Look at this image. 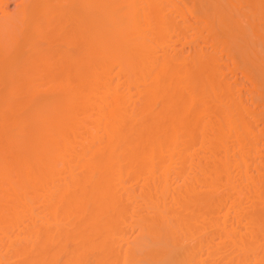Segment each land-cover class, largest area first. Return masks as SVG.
Here are the masks:
<instances>
[{
    "label": "bare ground",
    "instance_id": "6f19581e",
    "mask_svg": "<svg viewBox=\"0 0 264 264\" xmlns=\"http://www.w3.org/2000/svg\"><path fill=\"white\" fill-rule=\"evenodd\" d=\"M8 3L0 264H264V0Z\"/></svg>",
    "mask_w": 264,
    "mask_h": 264
},
{
    "label": "rangeland",
    "instance_id": "374dc122",
    "mask_svg": "<svg viewBox=\"0 0 264 264\" xmlns=\"http://www.w3.org/2000/svg\"><path fill=\"white\" fill-rule=\"evenodd\" d=\"M16 1H18V0H15V1L9 0V3L7 4V6H5V9L8 8V9H6L8 12L14 11L15 6H16ZM200 43H202V42H200ZM202 44H203L202 46H204L205 42ZM204 48H207L209 50V47H207V46H204ZM187 50L188 49H186V51ZM186 51H185V53H186ZM187 54H189L188 51H187ZM218 54H219L218 57H215V62H217V64H218L215 67H216V69H218V71L217 70H215V71L217 73L218 78L221 79L220 82H222L224 79L226 80V82L230 81L228 83L233 86L232 94L234 92V94H237V95L240 94L243 97V99H242L241 96L235 95L236 96L235 98H238V100H240L238 102H240L241 104L242 103L244 104V105L242 104L241 106H243V108H245V110H246V111L244 110V112L246 113V116H248L247 121H248V118L250 119V117H251V119H250L251 122H248V124L251 123V126L250 125L249 126H250V129L252 131H251V135H249V137H250V142L254 148V151H252L253 153L251 152L252 156L250 155L251 159L253 161L252 166H249V170H250V172H252L253 169L251 170L250 168L251 167L255 168V165L257 163L259 164L260 161H261L262 165H264V119H262L264 117H262V115L261 116L259 115L260 114L259 112L261 110H264V109H262V108H264V106H262V104L258 103V101L255 97L256 92H254V90H253V85H251L252 84L251 81L243 75L240 68H238V67L236 68V66L234 65L235 63L232 61L233 58L230 55H226V53H225V56H224V53H221L222 55L220 53H218ZM216 55H217V53H216ZM184 56L187 57L188 55L185 54ZM221 67H222V69H221ZM20 68H17V69H20ZM14 70H15V68H14ZM19 71H21V70H19ZM214 75H216V74H214ZM217 76H215V77H217ZM4 78H5V76H2V77H0V80H2ZM6 78H7V76H6ZM8 79H11V78L9 77ZM232 86H231V88H232ZM2 91L0 92L2 94V95L0 94L1 95L0 98H2L3 96H5L7 98L6 92L5 91L2 92ZM37 91H35L33 94L38 96L39 93L36 94ZM39 92L41 93V91H39ZM19 93H20V91L17 93V95H16L17 97L19 95H21V93L20 94ZM242 93H243V95H242ZM22 94L23 95H21V97H24L25 93H22ZM5 97L2 99H6ZM18 98L15 97L16 100H18ZM241 99L243 101L245 100V103ZM22 100H23V98H22ZM247 113H248V115H247ZM249 159H250V157H249ZM251 159L249 160L250 163H251ZM254 162H255V165H253ZM261 163H260V165H261ZM258 164H257V166H258ZM255 170H256V168L254 169L253 172H256ZM135 233H136V231H135ZM135 233H134V231L132 232V234H135ZM128 235H131V234H128Z\"/></svg>",
    "mask_w": 264,
    "mask_h": 264
}]
</instances>
